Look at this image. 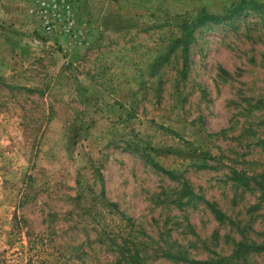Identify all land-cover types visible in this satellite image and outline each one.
I'll list each match as a JSON object with an SVG mask.
<instances>
[{
    "label": "rangeland",
    "instance_id": "1",
    "mask_svg": "<svg viewBox=\"0 0 264 264\" xmlns=\"http://www.w3.org/2000/svg\"><path fill=\"white\" fill-rule=\"evenodd\" d=\"M233 170L264 176V0H0V264H264Z\"/></svg>",
    "mask_w": 264,
    "mask_h": 264
},
{
    "label": "trees",
    "instance_id": "2",
    "mask_svg": "<svg viewBox=\"0 0 264 264\" xmlns=\"http://www.w3.org/2000/svg\"><path fill=\"white\" fill-rule=\"evenodd\" d=\"M156 168H159L158 165H154ZM232 175L234 176V179L237 180L241 186H244L245 188H250L252 186H256L260 192H262V195L264 196V176L261 177H255V176H249L248 174L244 173L243 171L233 170ZM114 207V205H111ZM116 206V205H115ZM217 213V212H216ZM219 215V213H217ZM263 249L264 246L261 245H242V243H239L237 255L240 256L243 252L245 254L249 253V249ZM176 245H167V249H164V254L170 259L173 260L176 263H194L198 264V261H193L189 258V254L182 249H179V251H176ZM178 248V247H177ZM144 264V263H143Z\"/></svg>",
    "mask_w": 264,
    "mask_h": 264
}]
</instances>
